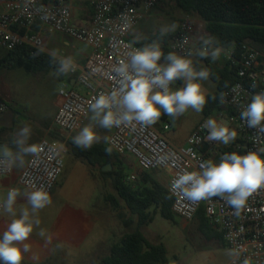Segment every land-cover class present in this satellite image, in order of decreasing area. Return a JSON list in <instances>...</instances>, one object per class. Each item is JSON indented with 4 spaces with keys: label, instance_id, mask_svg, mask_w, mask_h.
<instances>
[{
    "label": "built area",
    "instance_id": "2783aa9c",
    "mask_svg": "<svg viewBox=\"0 0 264 264\" xmlns=\"http://www.w3.org/2000/svg\"><path fill=\"white\" fill-rule=\"evenodd\" d=\"M179 0H0V46L8 52L20 46L43 50L44 31L61 33L92 48L83 67L75 63V70L66 75L76 76L84 92L66 82L60 91L61 107L55 125L67 136L72 135L90 115L89 103L100 93H111L120 87L115 68L127 59V54L138 48L133 34L143 20L158 6ZM90 2L94 8L87 26L74 23V6ZM195 40V41H194ZM197 41V43H196ZM196 44V45H195ZM200 46L197 30L189 21L180 25L168 43L170 51L185 53ZM229 61L238 67V82L225 94L221 102V115L228 126L237 130L243 143L236 150L257 151L264 148V133L248 128L240 119V112L250 102L251 96L264 91V52L250 44L243 46L236 59L233 51ZM8 111L7 103L0 98V115ZM199 124L184 146L172 144L164 134L151 126L139 125L113 127L108 145L121 156H132L145 172L166 170L171 172L168 191L174 199L173 212L185 221H193L201 209L212 227L223 237L229 249H238L240 259L251 258L252 264H264V188L254 192L240 216L225 200L212 197L191 202L179 190L171 189L172 182L184 171L198 170L203 160H212L219 143L206 140L207 130ZM170 129L165 125L164 130ZM38 154L32 156L23 169L19 184L29 192L44 187L50 195L57 187L65 168L68 153L67 140L44 139L38 144ZM205 148V151H204ZM264 155V154H262ZM0 165V202L3 199L4 180L13 176ZM130 183L136 175L128 177ZM3 209L0 208V214ZM229 264H232V260ZM239 264V261L237 262Z\"/></svg>",
    "mask_w": 264,
    "mask_h": 264
},
{
    "label": "clouds",
    "instance_id": "9594fccd",
    "mask_svg": "<svg viewBox=\"0 0 264 264\" xmlns=\"http://www.w3.org/2000/svg\"><path fill=\"white\" fill-rule=\"evenodd\" d=\"M176 28L175 23L162 26L160 36L174 32ZM200 44L199 48L188 49L183 54L176 51L165 53L159 40L138 48L129 45L132 50L128 52L127 59L114 69L120 78V87L111 93L93 97L89 103L90 122L72 138L73 144L81 149H90L101 139L107 142L108 137H101L97 127L108 130L121 125L145 127L156 124L162 115L175 120L189 109L202 112L208 102V92L202 82L209 78L211 72L208 68L198 69L194 58H210L215 62L224 49L215 36L201 37ZM49 56L57 65V76L75 70L73 57L61 56L58 50L51 51ZM177 81H182V86L174 88ZM240 119L246 122L248 128L264 133V91L251 96L250 102L240 112ZM201 127L207 130V141L225 146L233 143L238 136L235 129L213 117L207 118ZM31 134V127L24 125L14 135V147L0 145V165L11 171L13 167H24L25 157L37 155L38 145L29 143ZM106 151L111 152V148ZM262 154L264 148L243 155L238 152L224 153L219 162L203 160L198 170L178 175L171 189L179 190L184 198L193 203L219 197L239 217L248 198L264 188ZM21 195L18 188H9L6 198L0 202V208L14 217L0 234V264H22L24 255L30 251V245L25 241L41 223L38 213L52 203L50 192L44 187L37 188L23 194L30 209L21 208L17 215L14 205ZM39 235L43 237L45 232L41 230ZM227 255L232 264L238 261L239 264H252L251 258L240 259L238 249H228Z\"/></svg>",
    "mask_w": 264,
    "mask_h": 264
},
{
    "label": "crops",
    "instance_id": "0c3cea01",
    "mask_svg": "<svg viewBox=\"0 0 264 264\" xmlns=\"http://www.w3.org/2000/svg\"><path fill=\"white\" fill-rule=\"evenodd\" d=\"M94 13V8L90 2L85 4H76L74 6V23L78 26H87L91 22V18ZM139 30H135L134 35H139ZM45 46L43 51L49 54L53 50H58L61 56L73 57L76 64L83 67L89 55L92 52V48L82 42L69 38L61 33H51L48 31L43 32ZM225 51V50H224ZM223 51V52H224ZM229 55L233 50H228ZM23 70V69H18ZM27 74H48L50 72H38L31 73L23 70ZM21 77V76H20ZM19 77V78H20ZM61 81L75 80L76 76L66 75L63 79L58 76ZM17 76H9L8 80L14 81ZM20 79H17L21 81ZM73 86V85H72ZM74 88L80 92H84L78 83L74 84ZM3 100L8 105V111L0 115V145L7 144L9 147H14L12 141L15 133L24 125L31 127V138L29 143L39 144L44 139H55V140H67L68 148L71 147L75 159L78 162H65L64 172L59 180L57 187L51 194L52 203L40 210L38 218L41 223L39 227H35L33 233L29 239L25 241L30 245V251L24 255L22 264H47L49 262L56 263V257L61 259L66 258L69 253H81L85 247L86 260L93 264H103V259L109 256L111 248L114 244H106L107 242L99 237L94 243L89 244V241L93 238L97 229V219L94 213V208L97 206L98 200L102 198L103 192L107 193L110 178L104 173L110 171H104L106 166H113L114 169L123 168L128 176L136 175L139 185L146 184L145 182L153 180L168 189L171 172L166 170H156L152 172L143 171L137 164V161L132 156L123 158V162H87L83 159L78 158L73 152V148L76 147L72 138L80 131L82 127L87 125L90 121V115L85 119L84 123L74 132L72 135L67 136L65 132L58 129L55 125V117L61 107L62 98L59 95L55 109L53 113L47 118L30 119L29 121H22L18 116V113L12 109L9 105V101L15 102V98L9 96L6 92L0 93ZM216 118L218 122L227 123L226 119L221 115L220 111L215 112L212 116ZM209 118V117H208ZM161 119L167 120L165 115H162ZM207 118L203 116V119L199 122L202 124ZM198 124V125H199ZM228 124V123H227ZM168 125L166 123H160L159 121L151 125L154 129L165 135L164 127ZM197 125V126H198ZM98 133L101 137H110L112 130L103 129L97 127ZM237 131V130H236ZM238 136L236 140L230 145L219 144L217 153L212 155L214 162H219L220 157L224 153L234 152L238 144L243 143L242 138L237 131ZM108 144L101 139L100 143L94 144ZM93 145V146H94ZM205 151V148H204ZM31 155L25 157L24 167H14L13 176L4 180L3 187V199L6 198V194L9 188H18L20 191L29 192L19 184L20 175L31 159ZM129 169V170H126ZM112 171V169H111ZM145 173L147 175H145ZM142 174V176H140ZM59 191V192H58ZM80 198L83 200L85 205H77L74 201ZM109 196H107V199ZM27 205L26 197L22 196L17 199L14 205V210L17 215L21 208ZM127 213L128 210H127ZM12 217L10 214L4 211L0 214V234L6 230L7 225L11 222ZM176 218V217H175ZM177 219V218H176ZM179 220V218H178ZM181 221V219H180ZM183 225V223H182ZM183 227H185L183 225ZM199 229V225H198ZM43 230L45 235L42 237L39 235L40 231ZM200 231V230H199ZM213 243L214 247H226L225 242L222 240L212 238L207 239ZM227 248V247H226ZM231 258L228 256L225 264H229Z\"/></svg>",
    "mask_w": 264,
    "mask_h": 264
},
{
    "label": "trees",
    "instance_id": "16d2710c",
    "mask_svg": "<svg viewBox=\"0 0 264 264\" xmlns=\"http://www.w3.org/2000/svg\"><path fill=\"white\" fill-rule=\"evenodd\" d=\"M52 1L54 0H47ZM176 3L187 13H198L206 23L207 36H215L224 50H233L236 59L240 58L245 44L264 52V0H179ZM175 34L176 32H171L161 37L160 33H157L142 40L132 39V42L141 47L145 43L159 40L163 51L168 53L170 52L168 43ZM8 53L7 57L0 59V66L6 64L10 69H23L31 73L55 71L57 67L49 54L43 50L24 45ZM194 62L198 69L201 67L210 69L211 75L208 80L217 84V91L208 94V102L202 111L203 116L208 118L220 111L223 97L238 82V67L231 61L223 67L211 64L208 59L206 64ZM60 76L63 79L66 75ZM178 82L182 84V81ZM108 148H110L108 144L102 143L90 149L76 146L73 152L78 158L92 163L123 162V158H126L112 149L111 152H107ZM234 152L244 154L236 148ZM104 174L110 178V184L117 195L109 196V201L115 208L120 207L119 200L123 201L129 212L127 218L121 219L124 227L130 231L112 246L109 256L103 259V264H172L168 258L167 247L160 242H150L143 232V228L152 224L158 214L166 220L176 222V215L173 212L174 199L168 189L153 180L145 182L144 185H139L138 181L130 184L123 168L113 169ZM195 219L199 222L200 232L207 239L216 238L224 242L223 237L207 220L203 209Z\"/></svg>",
    "mask_w": 264,
    "mask_h": 264
},
{
    "label": "rangeland",
    "instance_id": "374dc122",
    "mask_svg": "<svg viewBox=\"0 0 264 264\" xmlns=\"http://www.w3.org/2000/svg\"><path fill=\"white\" fill-rule=\"evenodd\" d=\"M186 21H189L197 30L198 40L201 37H207L206 23L198 13H187L177 3H166L158 6L142 21L137 28L140 32L139 35H134L132 39L142 40L148 35L160 33L162 26L173 23L177 25L174 31L177 32L180 25ZM200 46L197 45L196 48ZM8 54V51L0 46V59L7 57ZM228 58L229 51L225 50L215 62L210 58H194V61L206 64V59H208L211 64L223 67L229 61ZM6 66V64L0 66V93L6 92L9 96L16 99L13 103L9 101L12 109L18 113L22 121L37 118L47 119L53 113L60 91L65 87L67 80H59L54 72L48 74H27L23 70L10 69ZM12 75L17 76V79L22 77L21 81L15 79L9 82L8 78ZM202 83L208 94L217 91V84L213 81L207 79ZM181 86L182 84L178 81L173 85L174 88ZM0 96L2 97V95ZM166 119L159 120L160 123L163 122L170 126V129L165 131L166 138L175 146L181 147L187 143V139L203 119V113H197L189 109L178 119L172 120L168 116H166ZM71 151V147L68 148L65 162H78L73 153H69ZM111 169L113 170L114 167L111 166ZM128 177L127 180L129 181ZM21 193L24 196V191H21ZM111 195L117 197L111 184H109L107 193L103 192L102 198L98 200L97 206L94 208L98 223L96 233L89 241V244L94 243L99 237H102L107 242L106 244H114L119 242L126 232L130 231L124 227L121 219V217L127 218L129 216L124 202L119 200L120 207L115 208L107 199V196ZM74 203L85 205V202L80 198H77ZM24 207H29L30 209L29 205H24ZM176 218L174 223L158 214L152 224L143 228V232L150 242H160L167 247L168 258L172 264H225L228 257L227 250L229 249L227 246V248L214 247L213 243L206 240V237L199 231V222L196 219L188 222L178 216ZM182 223L185 227H183ZM88 246L81 253H69L64 259L56 257V263L49 262L47 264H93L86 260L85 252Z\"/></svg>",
    "mask_w": 264,
    "mask_h": 264
},
{
    "label": "water",
    "instance_id": "95a60500",
    "mask_svg": "<svg viewBox=\"0 0 264 264\" xmlns=\"http://www.w3.org/2000/svg\"><path fill=\"white\" fill-rule=\"evenodd\" d=\"M75 83H76V81L73 80V81L71 82V85L74 86ZM103 170H104V171H111V167H110V166H106V168H104Z\"/></svg>",
    "mask_w": 264,
    "mask_h": 264
}]
</instances>
